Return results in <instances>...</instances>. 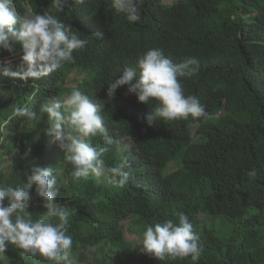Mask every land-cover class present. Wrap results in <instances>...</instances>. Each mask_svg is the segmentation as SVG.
Instances as JSON below:
<instances>
[{"label": "trees", "instance_id": "trees-1", "mask_svg": "<svg viewBox=\"0 0 264 264\" xmlns=\"http://www.w3.org/2000/svg\"><path fill=\"white\" fill-rule=\"evenodd\" d=\"M14 2L21 15L47 12L87 40L74 50L73 62L50 76L23 81L0 74V121L18 106L37 112L36 120L16 117L0 133L5 140L0 184L22 187L36 164L53 168L60 188L56 201L70 213V258L83 260L87 248L103 244L98 252L103 255L93 264H264V0H143L141 18L133 23L112 9L111 0H65L61 12L52 0ZM154 48L175 64L198 61L195 74L178 79L207 116L149 126L146 117L154 103L138 102L127 86L107 95L124 68ZM21 56L19 44L12 52L0 49V60L16 57L13 70ZM73 90L101 104L113 143L106 144L102 135L85 140L106 150L108 167L123 165L125 183L119 177L116 182L70 177L72 165L48 134L47 115L39 108L47 98ZM172 164L175 169L168 173ZM25 211L34 221L46 212L35 186ZM181 216L199 236L198 261L190 256L160 260L142 251L146 225L179 223ZM127 234L140 237V249L127 243ZM0 264L53 262L9 245Z\"/></svg>", "mask_w": 264, "mask_h": 264}, {"label": "clouds", "instance_id": "clouds-1", "mask_svg": "<svg viewBox=\"0 0 264 264\" xmlns=\"http://www.w3.org/2000/svg\"><path fill=\"white\" fill-rule=\"evenodd\" d=\"M64 3L65 0H52V6L59 12L63 10ZM76 3L83 4L84 0H76ZM142 3L143 0H111V7L133 23L141 18ZM71 29L47 12L29 11L21 15L14 0H0V49L12 52L16 44L22 49L21 62L16 70H13L11 60H0V74L23 81L39 79L50 76L64 63L73 62L74 50L83 49L87 40L81 39ZM197 71L195 58L175 64L162 50L150 49L137 58L134 67H125L122 75L108 85L107 95L112 97L119 87L127 86V94H134L138 102L154 103L155 107L146 117L149 126L156 121L205 117V107L194 95H185L178 79V76L193 75ZM39 112L47 115L50 124L48 134L59 143L65 152V160L72 165V179L92 175L109 182H116L119 177L120 184L126 182L128 173L123 171V165L108 167L104 160L106 150L97 149L85 140L102 135L106 144L113 143L106 134L100 103L93 102L80 90H73L63 98H47L41 103ZM16 117L36 120L37 112L27 106L14 107L11 116L0 121V133H4L9 122ZM0 142H5L3 137H0ZM248 175L254 177L256 173L253 171ZM33 186L46 209L44 215L35 221L32 214L25 211L29 207ZM59 192L53 168L38 164L31 168L30 174H26L22 187L0 184V255L7 251L9 245H15L23 252L39 254L53 264H77L70 258L73 247V239L67 234L70 213L56 201ZM52 217L58 218L59 223H50L48 218ZM198 241L193 224L186 216H181L179 223L168 219L163 223L146 225L142 251L160 260L190 256L196 262L202 252Z\"/></svg>", "mask_w": 264, "mask_h": 264}, {"label": "rangeland", "instance_id": "rangeland-1", "mask_svg": "<svg viewBox=\"0 0 264 264\" xmlns=\"http://www.w3.org/2000/svg\"><path fill=\"white\" fill-rule=\"evenodd\" d=\"M169 1L170 0H163V2H165V3H168ZM15 59H16V57L9 58V59H6V60H11L13 62ZM2 86L3 85H1L0 88H2ZM192 137L195 140L196 134H195V129L194 128L192 129ZM121 143H122V145H125V142H121ZM174 169H175V165L172 164L167 169V172L168 173L173 172ZM126 241H127V243H132V245H134L135 247L140 249V241H141L140 237H138L136 235H133V234H127L126 235ZM104 247H106V245L101 244L99 249H97V248H87L86 251H84L82 253L83 258H85V259H83V260L76 259L77 264H93V261L99 260L100 257L103 255V254H99L98 252H100V250H103Z\"/></svg>", "mask_w": 264, "mask_h": 264}]
</instances>
